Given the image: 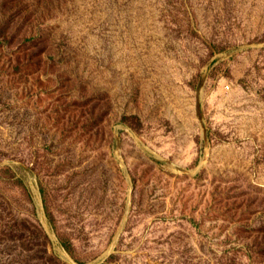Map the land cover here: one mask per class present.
Segmentation results:
<instances>
[{"label": "rangeland", "instance_id": "1", "mask_svg": "<svg viewBox=\"0 0 264 264\" xmlns=\"http://www.w3.org/2000/svg\"><path fill=\"white\" fill-rule=\"evenodd\" d=\"M0 264H264V0H0Z\"/></svg>", "mask_w": 264, "mask_h": 264}]
</instances>
